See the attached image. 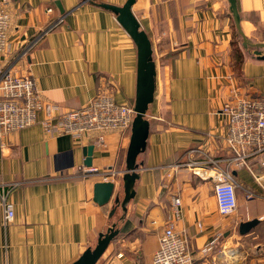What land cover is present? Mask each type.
Here are the masks:
<instances>
[{
	"label": "crops",
	"instance_id": "0c3cea01",
	"mask_svg": "<svg viewBox=\"0 0 264 264\" xmlns=\"http://www.w3.org/2000/svg\"><path fill=\"white\" fill-rule=\"evenodd\" d=\"M124 1L7 0L9 50L0 54L1 66L29 76L42 99L57 106L55 115L101 93L133 106L136 46L116 14L100 5ZM236 4L242 33L228 0L133 3L151 42L156 74L145 114L146 143L136 158L138 177L125 212L115 195L105 204L94 202L93 185L101 180L75 172L94 135L76 140L48 134L40 112L35 123L0 139V190L14 212L4 227L0 202V264H69L111 223L118 233L100 264H151L174 196L181 214L176 227L187 238L191 264H234L240 239L241 264H264V250L255 254L257 261L248 256L253 243L260 245L257 236L264 228V168L257 154L248 156L246 165L233 160L221 112L223 103L237 96L264 94V0ZM129 135L109 131L106 147L92 144L91 165L117 170L114 194L120 198ZM190 160L231 170L235 212H218L210 178L187 165L177 172L170 167ZM251 218L259 222L240 234L239 222Z\"/></svg>",
	"mask_w": 264,
	"mask_h": 264
},
{
	"label": "built area",
	"instance_id": "2783aa9c",
	"mask_svg": "<svg viewBox=\"0 0 264 264\" xmlns=\"http://www.w3.org/2000/svg\"><path fill=\"white\" fill-rule=\"evenodd\" d=\"M47 8L46 11H50ZM11 14L7 0H0V54L9 50L8 30ZM57 106L42 99L34 81L26 75H19L0 64V139L7 134L25 128L36 122L40 112V122L44 130L51 135L69 134L76 140H89L93 145L106 147L105 132L118 131L130 133L135 115L132 105L115 101L107 94H96L87 104L63 111L55 115ZM226 117L225 140L233 150V160L247 164V157L257 154L264 168V94L259 97L237 96L226 101L221 107ZM209 162H214L210 160ZM208 162V163H209ZM189 166L193 172L203 178H210L217 210L222 215H229L237 208V182L230 169L218 165L200 166L196 160L176 162L170 165L174 172L182 166ZM116 171L112 168H99L78 164L75 168L80 177H98L101 181H113ZM251 196L250 192L246 193ZM7 193L0 190L3 226L13 218V206L7 200ZM180 199L172 198L171 210L158 236V246L153 252L151 264H191L193 253L182 230L177 229L180 219ZM212 243V241L210 242ZM209 243V244H210ZM202 248L207 252L210 245Z\"/></svg>",
	"mask_w": 264,
	"mask_h": 264
},
{
	"label": "water",
	"instance_id": "95a60500",
	"mask_svg": "<svg viewBox=\"0 0 264 264\" xmlns=\"http://www.w3.org/2000/svg\"><path fill=\"white\" fill-rule=\"evenodd\" d=\"M135 0H125L122 4L116 5L107 2H101L100 5L111 10L116 14L117 21L126 30L137 50V74H136V92L133 108L135 115L133 117L129 140L125 152V169L122 173V197L114 194V181H96L93 185V201L99 205L110 201L114 196V202L120 205L123 212L126 211V204L134 196V181L138 177L136 161L137 155L144 149L146 137L148 134V120L145 117L148 105L153 99L155 87V62L152 57L151 42L147 33L140 27V24L132 12V5ZM229 8L236 29L242 33L240 26V16L237 10L236 0H228ZM58 7L62 12L59 1ZM258 53V52H257ZM84 164L91 165V154L93 145L83 146ZM259 222L258 218H251L241 221L238 224V232L244 234ZM118 228L115 223H111L105 232H100L95 245L86 247L80 255L69 264H95L102 255L109 242L116 237Z\"/></svg>",
	"mask_w": 264,
	"mask_h": 264
},
{
	"label": "rangeland",
	"instance_id": "374dc122",
	"mask_svg": "<svg viewBox=\"0 0 264 264\" xmlns=\"http://www.w3.org/2000/svg\"><path fill=\"white\" fill-rule=\"evenodd\" d=\"M236 28V27H235ZM234 28V29H235ZM236 30V29H235ZM106 231V230H105ZM237 236H235V240H237ZM257 240H258V243L260 245H256L255 243L252 244V254L249 253L248 256H251V258L254 260V261H257L258 258H255V254H258L259 251H262L264 250V228L262 227V229L260 230V233L258 234L257 236ZM96 242H94L91 246L93 247L95 245ZM249 243V242H248ZM238 249V252H237V249L234 253V255H236L235 257V261H234V264H241L242 260L240 259V255L241 253L243 252V249H244V246H243V243H242V240L240 239V243L237 244V247ZM245 250H249L248 247H245ZM259 255V254H258ZM262 255V254H261ZM102 256V255H101ZM101 256L99 257V259L96 261L95 264H100L101 262ZM257 256V255H256Z\"/></svg>",
	"mask_w": 264,
	"mask_h": 264
}]
</instances>
